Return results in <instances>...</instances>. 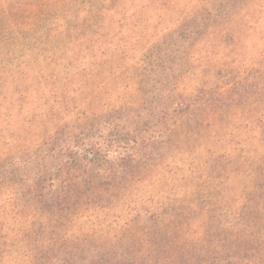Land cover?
<instances>
[{
	"label": "rangeland",
	"instance_id": "rangeland-1",
	"mask_svg": "<svg viewBox=\"0 0 264 264\" xmlns=\"http://www.w3.org/2000/svg\"><path fill=\"white\" fill-rule=\"evenodd\" d=\"M45 2L15 1L24 14L11 24L43 22V38L52 26L54 60L68 36L89 30L93 17L98 24L102 6L116 7L98 31L111 43L108 61L74 66L69 81L55 85L57 68L48 66L43 73L53 76L41 89L38 69L13 67L24 51L15 47L8 59L0 45L12 65L0 68V164L29 173V157L47 151L38 149L45 136L58 127L76 132L85 118L106 161L41 192L29 177L0 180V264H264V0L220 8L226 14L212 21L197 17L184 25L200 31L183 30V41L173 31L213 9V0ZM72 7L86 26L76 27ZM153 46L156 70L170 66L168 82L154 77L151 96L138 60ZM178 108L188 111L172 114ZM190 254L203 259L194 263Z\"/></svg>",
	"mask_w": 264,
	"mask_h": 264
},
{
	"label": "trees",
	"instance_id": "trees-1",
	"mask_svg": "<svg viewBox=\"0 0 264 264\" xmlns=\"http://www.w3.org/2000/svg\"><path fill=\"white\" fill-rule=\"evenodd\" d=\"M9 1L10 0H3V5H1L5 7L1 10V12L3 13L0 14V45L6 44L5 46H2V51L6 53L8 59L11 55H14L16 53L15 47H17V49H20L21 51H24V62L20 63L19 59H16V62H19L13 67L18 70L22 66H29L32 68V71L38 69L39 72L35 74L36 79L39 81V85H37V87L42 89L44 86L45 88V85H48V82L53 76V74H50V76H48L47 74L43 73L44 71H46V68H48V66H53L57 68L58 73L55 78H53L52 82V84L55 85L59 84L61 81H69V71L77 70L76 67L81 68V70H88L89 68H93L94 66H96L97 62L107 63L109 55L108 47H110L111 43L109 42L107 44V42H103L102 35L99 34L98 31L99 28L103 27L104 25L102 24L103 20H105V18L107 19V17H105L104 15H108V17L111 14L113 16L117 15L116 7L112 6L111 8H108L102 6L99 11L101 12V14L99 16L98 24L95 17H93L91 28L89 30L81 29L79 31V36H68L69 39H67V42H65L63 54L56 57V59L54 60L52 57H47V55L53 54V52L48 47V45H50V43L52 42L51 39L57 38L56 36L51 35L52 26H49L47 28L48 32H45L43 38L42 32H44L46 26V24H43V22L38 25L30 26L29 28H23L22 25H19V23L16 22H13L14 25H12L11 20H19V17L22 16L24 12L14 3L17 0H11L13 1V5ZM39 1L42 5L46 4V0ZM242 2L243 0H213V9H209L206 7L200 10L202 12L198 11L194 13L188 19H186V21L180 24L177 29L173 31L171 37L176 36L183 41L185 40L184 36L182 35L184 34L183 30H188L193 34H196L200 31V28L198 26H194L193 29H186L184 24L196 23L198 21L197 17H200L201 21H212L214 19H217L220 14H226L223 13L220 8H226L231 5H239ZM48 4L49 3H47L45 7H47ZM96 8L97 7L90 8V11ZM71 9L74 12H71L72 16L70 15V17L73 18L76 16V27H83L89 23L88 18H83L81 21H79V18L77 17L78 14L76 12L77 9L73 7ZM129 10H131V8H129ZM68 13L69 12L67 9L62 13L64 15L63 21L65 24L64 27L66 31H69V29H74L70 27V24L72 22L71 19L68 18ZM87 14L89 15V12H87ZM10 16L13 17L10 18ZM132 19L136 18L131 12L130 20ZM2 37H4L3 40ZM169 38L166 37L165 40L169 41ZM179 43H181V41ZM154 48H156V46L149 48L147 53L138 60L139 62H141L140 66H142L140 68L141 73L139 74V76H141L140 79L143 80L142 84H150L149 86L146 85L148 90H146L145 92L150 94L151 96L154 93L151 89L154 83V77L157 76V81H161L162 83L168 82L167 75L166 78L162 77H164L167 72L165 68L170 66L167 62L161 64V68H163V72L161 74L156 70V65L153 58L155 54H157V49L153 51ZM73 52H75L74 55L69 58L68 55ZM164 53V51H160L161 55H164ZM177 54L178 56L175 65V72L177 71V67L178 69L182 68V64L180 63L183 57L181 44L177 46ZM45 60H47V62H45ZM9 65L10 64H8V61L0 58V68H2V66L6 67ZM34 66L36 68H34ZM148 66H150L151 68L150 71L148 70ZM178 73H180V70H178ZM178 73L176 72L177 79L180 78ZM145 78H147V80H144ZM29 87H31V85ZM187 109L188 108H178L172 109L171 111L172 114L180 115L183 114L185 111H188ZM161 113V118H163L167 114V111L163 110V112ZM94 126L95 124L93 121H91V119L85 118L79 124V126H77L76 132L65 133L63 131L64 127H58L54 135H47L45 136L46 138H43L42 145L38 148L41 149L45 148L46 146L47 151L43 152L40 155H33L29 157L27 163L29 173H26L23 176H19L17 172H21V170H24V166L20 164L11 165L9 168L0 164V180L3 181V178L8 177L12 174H17V179L29 177L28 180L32 182L35 191L41 192L45 184L51 182L54 179L69 181L72 180L76 175L78 176L80 174H83L91 168H100L105 164L106 153L102 151L100 142L95 138L96 136L94 133ZM69 133L71 136H69ZM58 143H61L62 147L59 146L60 150H57L56 157L54 155H51L50 152L51 150L55 149ZM121 161H123V159L120 160V162ZM189 257L190 261H194V263L198 260L201 261L203 259L201 256H196L195 254H190ZM212 257L213 259L216 258L214 255ZM197 263L200 264V262Z\"/></svg>",
	"mask_w": 264,
	"mask_h": 264
}]
</instances>
